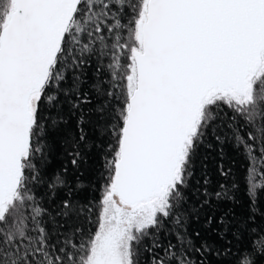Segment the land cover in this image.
I'll return each instance as SVG.
<instances>
[{"label":"snow or ice","instance_id":"snow-or-ice-1","mask_svg":"<svg viewBox=\"0 0 264 264\" xmlns=\"http://www.w3.org/2000/svg\"><path fill=\"white\" fill-rule=\"evenodd\" d=\"M213 140L242 172L197 176ZM256 240L264 0H0V264H264Z\"/></svg>","mask_w":264,"mask_h":264},{"label":"trees","instance_id":"trees-1","mask_svg":"<svg viewBox=\"0 0 264 264\" xmlns=\"http://www.w3.org/2000/svg\"><path fill=\"white\" fill-rule=\"evenodd\" d=\"M87 75L85 79L88 81L83 87L85 90L88 89V84L92 82L93 79V69L88 68ZM74 119L69 123L73 124ZM223 147V153L221 154L220 148ZM59 151V150H58ZM202 164L206 165L204 168H197V176H201V172H206L213 183L221 182L224 180V177L220 175V166L222 165L225 170L229 167L233 169L234 172H242L244 161L241 156L237 154L235 149L232 147L231 143L225 142L223 145H219L217 142L213 140L212 148H203L202 149ZM63 155H57L53 161L54 166L59 167V165L63 162ZM104 163L103 159L98 156L95 152L88 153V159L85 164L80 168V172L83 173L82 176H79V180L87 186L86 190L82 193V199H93L98 198L102 195V190L99 185L101 184L100 177L98 173L102 171V164ZM70 167V166H69ZM79 173L73 172L71 174L72 179H76ZM242 195V194H241ZM227 206V205H226ZM97 216L95 213L92 217V224L89 227L94 231L97 227ZM231 240V236L228 237ZM244 242L247 245L252 244V240L247 237L244 238ZM235 243V242H233ZM257 247L259 248L264 241L256 240L255 241ZM240 247V245H237ZM219 258V257H218ZM227 259H231L232 257H225Z\"/></svg>","mask_w":264,"mask_h":264}]
</instances>
